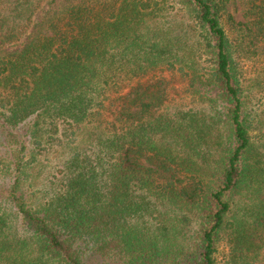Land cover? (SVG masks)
<instances>
[{
  "label": "trees",
  "instance_id": "trees-1",
  "mask_svg": "<svg viewBox=\"0 0 264 264\" xmlns=\"http://www.w3.org/2000/svg\"><path fill=\"white\" fill-rule=\"evenodd\" d=\"M236 2L0 0V264H264V0Z\"/></svg>",
  "mask_w": 264,
  "mask_h": 264
},
{
  "label": "rangeland",
  "instance_id": "rangeland-1",
  "mask_svg": "<svg viewBox=\"0 0 264 264\" xmlns=\"http://www.w3.org/2000/svg\"><path fill=\"white\" fill-rule=\"evenodd\" d=\"M250 5V0H237L236 2V8L237 11H235L234 17L237 21L243 22L244 19L243 17L245 16V13L247 12V9L249 8ZM175 13V11H173ZM243 66V65H242ZM245 67H247V63H245ZM250 71V70H249ZM259 97V96H258ZM252 103L250 104V109L255 112L257 108V103L260 104L264 101H258V98L256 97L255 99H252ZM258 101V102H257ZM260 134H263L264 136V118H263V124L262 126H259L258 128L254 129V131L251 133L253 137H255L256 141L260 140ZM262 139V138H261ZM76 146V145H75ZM80 146V145H78ZM87 146V145H86ZM69 150H59L57 154L51 155V156H46L45 158H42L40 161L39 165L35 168L34 174H37V187L41 186L43 182L47 178H49V175L54 173L55 171L58 170V162L61 158H63L66 154H68ZM57 166V168H56ZM56 168V170H55ZM225 253V248H224V243H222L221 248H220V253L219 256H223ZM101 264H110V263H117V259H113L111 257L106 258L104 260H101Z\"/></svg>",
  "mask_w": 264,
  "mask_h": 264
}]
</instances>
